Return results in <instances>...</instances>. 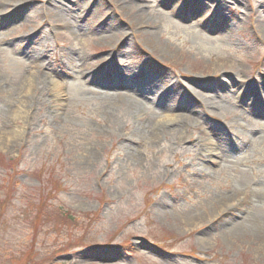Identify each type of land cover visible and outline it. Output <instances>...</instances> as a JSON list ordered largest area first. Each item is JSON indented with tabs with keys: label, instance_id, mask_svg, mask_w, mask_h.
Masks as SVG:
<instances>
[{
	"label": "rangeland",
	"instance_id": "1",
	"mask_svg": "<svg viewBox=\"0 0 264 264\" xmlns=\"http://www.w3.org/2000/svg\"><path fill=\"white\" fill-rule=\"evenodd\" d=\"M242 221L264 0H0V264H264Z\"/></svg>",
	"mask_w": 264,
	"mask_h": 264
},
{
	"label": "bare ground",
	"instance_id": "2",
	"mask_svg": "<svg viewBox=\"0 0 264 264\" xmlns=\"http://www.w3.org/2000/svg\"><path fill=\"white\" fill-rule=\"evenodd\" d=\"M131 78H127V79H125V80H128L130 83H134L135 81L134 80H130ZM120 81H122V79L120 80ZM120 94H122V93H120ZM256 97V95L255 96H253V98H255ZM192 98V97H191ZM135 99H137V98H135ZM204 102V101H203ZM208 106V105H207ZM176 117V116H175ZM177 117H178V119H175V120H173V121H170V122H164V124H167V125H171V124H174V125H176V127L177 126H181L182 125V123H184V121L183 120H189V119H191V117H187L186 115H177ZM181 118V119H180ZM183 119V120H182ZM174 121H176L177 123H175ZM141 127H142V125H141ZM161 127H163V126H161ZM175 127V126H174ZM159 128V127H158ZM205 152H207V153H203L202 155H203V157L205 158L207 155L209 156L210 154H211V151H209V150H207V149H205ZM205 154H207V155H205ZM229 197H233V198H236V195L233 193V195H230ZM243 223H245V224H243ZM251 225H253V227L251 226ZM228 226L229 227H226L227 229H229V228H231V231L232 230H235L237 233H240L241 231H247V230H241L243 227H245V226H251V231H252V233L255 235V236H258V235H263V233L262 232H260L259 230H263L264 231V227H256L257 226V223H252V224H250V223H247V222H244V221H242V223H237V224H235V223H233V224H228ZM255 226V227H254ZM259 229V230H258ZM228 232V231H227ZM264 236V235H263Z\"/></svg>",
	"mask_w": 264,
	"mask_h": 264
},
{
	"label": "trees",
	"instance_id": "3",
	"mask_svg": "<svg viewBox=\"0 0 264 264\" xmlns=\"http://www.w3.org/2000/svg\"><path fill=\"white\" fill-rule=\"evenodd\" d=\"M47 195H50L51 193H52V195H54L53 194V192H51V189L48 191V192H45Z\"/></svg>",
	"mask_w": 264,
	"mask_h": 264
}]
</instances>
